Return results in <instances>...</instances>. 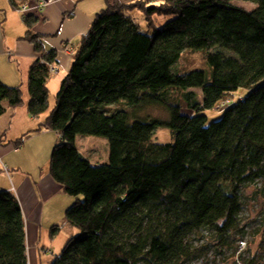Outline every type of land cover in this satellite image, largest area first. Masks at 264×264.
<instances>
[{
	"label": "trees",
	"instance_id": "1",
	"mask_svg": "<svg viewBox=\"0 0 264 264\" xmlns=\"http://www.w3.org/2000/svg\"><path fill=\"white\" fill-rule=\"evenodd\" d=\"M9 1L17 9L23 3ZM234 1L107 0L48 112V64L56 53L33 31L40 16L23 13L25 38L39 54L29 68L27 109L44 114V127L59 134L49 174L76 197L64 221L77 232L52 264H185L195 251L190 235L207 229L222 246L245 233V190L261 180L256 194L264 197V0H245L250 9ZM124 8L141 11L145 29ZM155 16L171 18L157 26ZM198 49L210 78L201 69L171 71L185 51ZM239 87L247 94L208 120L203 110ZM189 88H199L201 99L188 115L166 94L196 96ZM22 102L21 89L0 80V114ZM152 105L166 117L137 113ZM158 127L169 129V141L153 139ZM79 134L106 137L108 162L91 163L76 146ZM24 222L15 194L0 189V264H27ZM244 263L257 264L253 255Z\"/></svg>",
	"mask_w": 264,
	"mask_h": 264
},
{
	"label": "rangeland",
	"instance_id": "2",
	"mask_svg": "<svg viewBox=\"0 0 264 264\" xmlns=\"http://www.w3.org/2000/svg\"><path fill=\"white\" fill-rule=\"evenodd\" d=\"M118 1L123 4H129L136 0ZM161 1L162 0H150L149 2L158 4ZM25 2L26 0H23V3L18 9L22 10L21 7ZM234 2L246 9L253 7L250 2L245 0H235ZM126 13L131 15L136 23L142 24L140 26L142 29H145L141 20V11L137 9H133V11L127 9ZM170 18V16L154 17L157 26H161ZM80 40L81 37L79 42ZM178 68L182 69L179 72H185L191 69H201L205 72L206 77L210 78L211 75V68L200 49L185 51L178 61L171 67V71L178 72L175 71L178 70ZM65 74L66 73H60L59 75L49 74L47 79H52L51 87L53 81L57 83L65 76ZM186 91H193L197 97L186 95L185 92L178 89H169L166 94V100L170 103L178 104L180 106V112L189 115L195 112L192 104L198 102V100L200 101L201 91L199 88H189ZM56 92L57 91H54L53 89H50L49 91V107L47 112L54 106ZM246 94L247 89L239 87L232 93L223 96L210 110H203V112L207 115L208 120L217 119L222 115L228 103L236 102ZM129 111L133 113L134 108L129 109ZM137 113L149 114L160 118L166 117L164 109L160 106L154 105L140 109ZM52 132L55 136V141L52 145H45L43 143V147H41L38 142L32 140L34 142L30 141L26 146L21 144L18 148H15L13 144L9 143V145L15 148L16 151L18 150V154L13 156L11 162L16 166H20L24 171L26 169L28 171L30 168H38L43 162L47 163L48 166L52 147L59 138V134L53 130ZM153 139L158 142L169 141V129L165 127L156 128L153 132ZM75 143L78 150L91 163L103 164L108 162L109 143L106 137L79 134L76 136ZM2 162L8 164L5 159H3ZM260 185L261 180L253 183L251 187L245 190V205L240 216V228H242L245 233L242 234L239 230L234 232L226 241H224L222 246H218V243H221L220 239L218 237L216 238L214 233L207 229L201 230L195 235H190L187 240L191 243L195 251L189 257V260L187 259L185 264H246L244 262H248L252 255L257 264H264V205L262 200L264 197L261 198L260 194H256V190L259 189ZM75 198V196L60 190L55 193L48 204L41 209L44 210L42 211L41 218L38 219V217H36V220L34 221V219L23 217L24 221L30 220L31 222L33 220V226L38 230V235L34 244L31 243L32 239L29 235V231L26 230L25 232L27 264H52L54 256L60 252L68 238L77 232L75 228L64 221V212L74 202ZM45 203L46 202H44V204ZM60 205H64L61 210H59ZM39 212L40 211H38V215ZM55 224L61 226L51 235L50 228ZM29 245L32 248L31 250Z\"/></svg>",
	"mask_w": 264,
	"mask_h": 264
},
{
	"label": "crops",
	"instance_id": "3",
	"mask_svg": "<svg viewBox=\"0 0 264 264\" xmlns=\"http://www.w3.org/2000/svg\"><path fill=\"white\" fill-rule=\"evenodd\" d=\"M37 2L38 0H26L27 9L22 11L13 7L9 0H0V80L9 86H18L23 99L20 105L6 108L0 114V189L11 190L19 202L23 217L34 221L36 217L41 218L44 211L41 209L53 195L63 189L49 174L47 163L43 162L38 168L24 171L11 162L13 156L18 154V150L9 145L14 140L23 137V145L36 141L41 147L43 143L52 145L55 141L52 130L43 125L44 114L32 116L27 109L29 68L39 54L33 44L25 38L27 26L23 21V13H35L40 16L33 26V31L42 36L46 50L56 53V60L50 65L57 71H49V74L59 75L68 72L80 37L82 38L88 30L94 15L107 5V0H50L41 9H37ZM51 80L49 78L46 82L49 91H58L61 80L58 84L53 81V88ZM3 159L8 164H4ZM63 207L64 205H60L59 210ZM32 221H26L25 229L29 231L31 243L34 244L38 230ZM29 247L31 250L30 245Z\"/></svg>",
	"mask_w": 264,
	"mask_h": 264
},
{
	"label": "built area",
	"instance_id": "4",
	"mask_svg": "<svg viewBox=\"0 0 264 264\" xmlns=\"http://www.w3.org/2000/svg\"><path fill=\"white\" fill-rule=\"evenodd\" d=\"M49 1H50V0H39V1L37 2V6H36V8H37V9H41V7H43V6H44L45 4H47ZM21 8H22V10L24 11V10L27 9V5H26V4H23ZM50 64H52V63H49V64H48L49 71L55 73V72L57 71V69H55V68H54L52 65H50Z\"/></svg>",
	"mask_w": 264,
	"mask_h": 264
},
{
	"label": "bare ground",
	"instance_id": "5",
	"mask_svg": "<svg viewBox=\"0 0 264 264\" xmlns=\"http://www.w3.org/2000/svg\"><path fill=\"white\" fill-rule=\"evenodd\" d=\"M24 224H25V222H24ZM25 232H26V229H25Z\"/></svg>",
	"mask_w": 264,
	"mask_h": 264
}]
</instances>
